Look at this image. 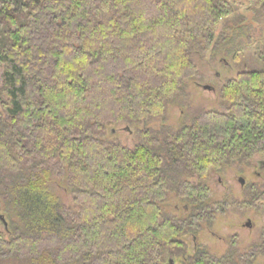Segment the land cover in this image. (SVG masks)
<instances>
[{"label": "trees", "instance_id": "obj_1", "mask_svg": "<svg viewBox=\"0 0 264 264\" xmlns=\"http://www.w3.org/2000/svg\"><path fill=\"white\" fill-rule=\"evenodd\" d=\"M246 2L264 12V0ZM237 7L234 0H0V200L19 219L0 256L170 264L166 255H182L175 264H235L203 246L186 255L182 237L224 204H208L203 182L179 177L203 180L211 167L264 157V48L257 65L220 86L221 109L202 110L175 131L143 129L131 147L104 134L109 124L185 104L189 80L200 77L190 51L209 48ZM53 180L69 189L72 206L47 188ZM168 183L190 202L183 217L162 210ZM256 253L264 255L263 240L248 261Z\"/></svg>", "mask_w": 264, "mask_h": 264}, {"label": "rangeland", "instance_id": "obj_2", "mask_svg": "<svg viewBox=\"0 0 264 264\" xmlns=\"http://www.w3.org/2000/svg\"><path fill=\"white\" fill-rule=\"evenodd\" d=\"M233 1V0H232ZM238 3L236 10L219 22L214 43L207 49H193L190 55L200 77L189 80L187 86V102L180 104L170 102L165 106L164 115L152 117L137 123H119L106 126V139H114L127 147L138 142L137 132L143 129L161 132L174 130L182 122H190L191 118L205 109H221L219 88L227 78H234L244 67L256 64L257 48H264V12L257 13L246 0H234ZM225 35V36H224ZM217 42V43H215ZM237 55V57L235 56ZM3 67L0 66V110L6 95L2 88ZM209 85L212 89H205ZM114 131L113 133L111 131ZM162 134V133H161ZM160 134V136H161ZM264 157L254 155L244 163L223 164L222 167H211L203 180L196 174H180V179L194 184L203 182L209 188L206 202L210 205H222L223 210L216 212L211 220H204L195 233H186L185 253L190 255L195 246L205 247L211 254L219 256L229 253L235 264H264V255L257 254L248 261V254L253 247L264 241V199H259L255 191H264ZM240 178L244 180L240 182ZM169 189L165 200L161 203L163 212L175 217H183L192 207L190 202L176 195L175 183H168ZM49 190L62 203L72 206V194L63 181L48 183ZM252 194V196H251ZM259 199V200H258ZM0 200V214L8 221L11 233H5L0 221V242L13 235L18 225L12 206ZM13 220H10V219ZM6 221V222H7ZM14 221V222H12ZM247 222L250 225L247 226ZM1 246V244H0ZM259 248V247H258ZM170 264L180 263L182 255L170 257ZM39 258L22 256H0V264H48ZM50 263V262H49Z\"/></svg>", "mask_w": 264, "mask_h": 264}, {"label": "water", "instance_id": "obj_3", "mask_svg": "<svg viewBox=\"0 0 264 264\" xmlns=\"http://www.w3.org/2000/svg\"><path fill=\"white\" fill-rule=\"evenodd\" d=\"M203 88L212 89L211 86H209V85H203ZM111 132L113 133L114 131L112 130ZM239 180H240L241 183L244 182V180L242 178H240ZM0 221H1L2 225H3L2 227H4V229H7V227H6L7 226V222H6L5 218H4V216L1 215V214H0ZM246 224H247V226L250 225L249 222H247Z\"/></svg>", "mask_w": 264, "mask_h": 264}, {"label": "flooded vegetation", "instance_id": "obj_4", "mask_svg": "<svg viewBox=\"0 0 264 264\" xmlns=\"http://www.w3.org/2000/svg\"><path fill=\"white\" fill-rule=\"evenodd\" d=\"M264 164V163H263Z\"/></svg>", "mask_w": 264, "mask_h": 264}]
</instances>
